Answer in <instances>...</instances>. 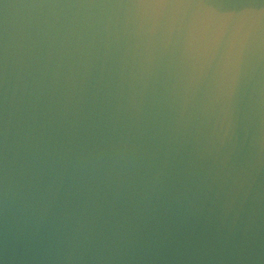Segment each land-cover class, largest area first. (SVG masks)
I'll use <instances>...</instances> for the list:
<instances>
[{
  "label": "water",
  "instance_id": "1",
  "mask_svg": "<svg viewBox=\"0 0 264 264\" xmlns=\"http://www.w3.org/2000/svg\"><path fill=\"white\" fill-rule=\"evenodd\" d=\"M0 264H264V0H0Z\"/></svg>",
  "mask_w": 264,
  "mask_h": 264
}]
</instances>
